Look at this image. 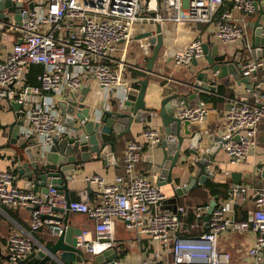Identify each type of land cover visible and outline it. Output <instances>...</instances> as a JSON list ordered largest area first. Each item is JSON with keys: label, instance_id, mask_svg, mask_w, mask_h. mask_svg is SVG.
Returning a JSON list of instances; mask_svg holds the SVG:
<instances>
[{"label": "built area", "instance_id": "1", "mask_svg": "<svg viewBox=\"0 0 264 264\" xmlns=\"http://www.w3.org/2000/svg\"><path fill=\"white\" fill-rule=\"evenodd\" d=\"M22 1L33 5L21 8L19 20L15 13H8L0 30V122L1 112L13 110L12 102H19V111L23 112L20 134L38 140L42 157L55 137L74 132L61 121L57 102L72 98L88 87L89 78H94L107 101L103 107L95 108V119L113 105L121 107L133 84L126 75V56L134 33L141 34L151 24L167 22L208 25L222 51L228 52L229 46L235 51L244 50L243 74L253 80L252 89H248L251 101H233L221 136L231 162L244 161L256 149L259 126L264 120L260 76L264 58L257 57L251 48L250 17L261 16L264 26V15L260 14L264 0ZM3 37L11 40L3 41ZM202 44L201 39H196L188 49L175 53L173 60L189 65L194 57L202 56ZM140 46L145 47L146 42ZM33 64L44 67L39 85L26 82ZM211 111L207 102L200 100L183 105L176 115L203 121ZM161 139L158 129L145 128L142 138L130 139L126 144L125 174L112 181L98 174L88 176L87 182L99 188V199L93 203L68 202L65 194L53 186L48 193L35 191L30 182L21 188L16 184L17 172L0 169V205L31 211L29 230L5 239L9 261L16 264L41 248L33 233L55 225V220L43 215H52L55 208H60L94 222L93 229H82L77 237V248L87 254L89 261L114 248L119 255L116 263L122 264L116 239V221L120 220L141 241L149 240L148 245H143L145 255L139 264H264V184L230 185L228 195L218 197L207 221L208 204L179 206L175 212L161 210L166 194L156 181L158 174L137 169L146 147ZM209 173L213 174L212 170ZM189 210L194 215L192 223L185 219ZM238 213H247V217H238ZM240 235L245 240L237 261L230 243Z\"/></svg>", "mask_w": 264, "mask_h": 264}, {"label": "water", "instance_id": "2", "mask_svg": "<svg viewBox=\"0 0 264 264\" xmlns=\"http://www.w3.org/2000/svg\"><path fill=\"white\" fill-rule=\"evenodd\" d=\"M33 3L18 0H0V30L2 21L8 13H15L19 20L20 10L23 7H32ZM264 15V9H260ZM252 29L251 48L259 58H264V26L261 16L250 22ZM3 41H10V37H3ZM144 39L146 46L152 53L145 56L147 61L144 68L147 75L143 79L133 82L128 100L121 107L113 105L105 109L101 117L96 120V110L86 105L85 99L90 87H84L72 98L59 100L57 105L61 110V121L73 128V134L64 137H55L45 156L40 155L41 145L33 136L20 134L23 124L21 104L12 102V109L16 111L15 120L8 128V141L5 146H14L15 171L27 182L33 183L37 192L48 193L50 186L64 193L68 202L86 201L94 191L91 184L83 191H72L67 185L74 178L75 173L86 162L105 159L110 164H115V155L110 151V146H115L119 140L132 131L135 123L146 122L156 115L161 118L160 132L162 139L156 144L160 156L156 162H151V168L158 174L156 179L159 186L171 184L177 196L188 194L193 188L204 185L208 179H214L209 173L210 166L216 160L217 152L223 148L222 136L208 134L207 124H211L219 113L214 109V103L207 105L212 111L203 121L181 119L176 112L183 105H191L202 99L203 94H218L217 81L232 76L238 84L244 83L252 89L253 80L243 74L242 61L245 57L244 50L238 48L230 56L229 52L222 51L220 45L215 43L211 48L208 43H203L202 56L194 57L192 64L197 67L194 79L181 82L183 88L173 89L164 96L159 106H149L145 100L150 74L154 71L155 62L159 59L160 52L165 43L163 24H151L144 32L137 36ZM146 48V49H147ZM264 72V66H263ZM212 78V79H210ZM197 81H202L198 83ZM208 82L209 84H206ZM264 86V76H263ZM135 85H140L137 88ZM227 108L232 103L226 104ZM85 120L84 123H81ZM212 141L211 145L206 141ZM209 143V142H208ZM180 164H190L193 169H199L197 175L188 176V182L181 184L180 176H174V170ZM150 168V169H151ZM192 169V171H193ZM232 182L240 184L242 173L232 172ZM178 183V184H176ZM218 195L210 201L205 220L217 205ZM167 202L163 201V203ZM68 209L55 208L54 214L43 215V218L55 220L57 223L50 228L55 237L51 245L40 243L41 248L32 252L16 264H40L45 259L56 260L59 264H117L118 253L114 248L97 254L89 261V257L77 248V237L82 229L75 227L69 220ZM2 255V254H1ZM9 261V256H4Z\"/></svg>", "mask_w": 264, "mask_h": 264}, {"label": "crops", "instance_id": "3", "mask_svg": "<svg viewBox=\"0 0 264 264\" xmlns=\"http://www.w3.org/2000/svg\"><path fill=\"white\" fill-rule=\"evenodd\" d=\"M22 1V0H18ZM258 17L255 18V20ZM254 21V20H253ZM176 25V26H175ZM252 32V30L250 31ZM163 33L165 36V43L160 52L159 59L155 62L154 71L156 73L150 74L149 83L147 86V93L145 100L149 106H159L162 98L169 94L173 89L178 87L183 88L181 82H186L194 79V73L197 71L192 62L189 65L177 64L173 60V55L180 51H185L196 40L201 39L203 43H208L210 48L218 43L213 37L212 28L204 24H195L185 22L182 24H175L172 22L163 23ZM140 33H134V38L131 41L126 56L128 68L126 75L132 78L135 83L138 79H143L147 73L146 71L138 68H144L147 61L145 56L151 55L150 48H142L140 45L144 39H137ZM5 45V44H4ZM2 47H0L1 49ZM6 46H4V50ZM230 56L236 51L233 46L226 48ZM132 70L137 71L136 77L131 75ZM260 76H264L263 70L260 71ZM212 79V78H210ZM216 87L218 89L219 84L227 85L234 97H226L223 103L214 105V109L219 112L214 121L207 124L208 134L222 135L225 131V118L227 114L226 104L233 103L234 100L246 102L251 101V97L248 92V88L244 83L238 84L232 76H227L224 79H217ZM198 83L204 84L202 81ZM209 84L208 82H205ZM139 88L140 85H135ZM88 87L90 90L87 93L85 103L91 106L93 109L101 108L106 105V98L103 90L98 86L97 81L94 78H89ZM210 95V94H209ZM250 97V98H249ZM203 100V98L201 99ZM208 103V102H207ZM61 113V110H60ZM2 121L0 122V169L14 170L16 167L15 153L18 151L14 146H5L8 141V128L6 125L12 123L16 118L14 110L6 109L1 112ZM155 128L159 131L161 128V118L155 116L152 119H148L146 122L135 123L132 126V131L122 137L117 145L110 146V151L115 155V164L108 163L105 159H97L95 161L86 162L74 175V178L68 182L67 187L72 191H83L88 182L86 178L88 176L98 174L103 176L108 181H112L117 175L125 174L124 168V153L126 144L130 139L142 138V132L145 128ZM162 133V132H161ZM211 145L213 142L208 141ZM160 156V151L156 148V145L147 146L142 161L139 163L137 169L140 172L147 173L149 171L154 172L151 168V162H156ZM151 168V169H150ZM190 164H180L178 168L174 170V176H180V183H187L188 176L197 175L199 169H193ZM214 180L218 182H229L230 185L235 184L232 182V172L242 173V183H252L253 185L264 184V120L260 123L258 133V145L255 150L251 151L249 156L242 162H231L224 148H221L216 154V160L210 166ZM17 172V171H15ZM230 173V175L227 174ZM18 178L16 184L24 188L27 186V181L17 172ZM178 184V183H176ZM93 192L87 197V202L93 203L99 199V188L97 184L92 183ZM163 192L166 194L167 202L162 203L161 210H168L175 212L179 206L190 207L192 203H208L213 198L207 197L204 186L197 187L196 194H185L177 196L173 185L167 184L161 186ZM223 198L222 196H219ZM86 202V201H85ZM210 203V202H209ZM208 203V205H209ZM18 218L15 219L9 215V213L0 205V214L5 217L4 225L6 228L11 229L14 233H23L25 230H29L31 211L28 208H23L15 211ZM239 214V213H238ZM69 220L71 224L80 229H93L94 222L85 215L78 213H70ZM234 243H230L231 250L235 253V259L238 261L240 257L239 250L243 246L244 237L235 236ZM6 238L1 236L0 232V264H12L6 258L7 256L5 240ZM116 239L119 242L120 253H126L120 261L122 264H139L143 256L145 255L143 245H148L149 240L145 239L141 241L138 238L137 233L134 230H128L125 224L117 220L116 221ZM2 254V255H1ZM56 261V260H55ZM57 262V261H56ZM79 264V263H78Z\"/></svg>", "mask_w": 264, "mask_h": 264}, {"label": "trees", "instance_id": "4", "mask_svg": "<svg viewBox=\"0 0 264 264\" xmlns=\"http://www.w3.org/2000/svg\"><path fill=\"white\" fill-rule=\"evenodd\" d=\"M252 17H250V19L251 20H255V18L257 16L255 15V16H252ZM43 69H44V67L41 64H33L31 66V68H30V71L28 72V74L26 76L27 84H29V85H39L40 81H39L38 77L43 72ZM131 75L136 77L137 71L132 70ZM217 92H218L217 95L216 94H210V95L209 94H203L202 98L206 102H212V103H214V105H219L220 103L224 102L226 97H234V93L232 92V90L225 84H219ZM202 186H204V188H205V192L207 193V197L210 196L211 198H214V196H216V195L222 196V197H226L228 195L230 183L229 182H218V181H215L214 179H208L204 185H201V186H198V187H202ZM195 188H197V187H195ZM195 188H193L189 192V194H191L192 196H194L196 194V189ZM209 202L210 201H208V203ZM208 203H195V204L196 205H207ZM195 204L192 203V205H195ZM4 209L9 213V215L11 217H13V218L18 220L15 211L23 209V208L12 209V208H8V207H4ZM238 217L246 218L247 217V213H239ZM185 219H186L187 223H192L194 221V215L191 212V210H189V212H187L185 214ZM5 221H7L5 219V217L0 214V232H1V236L7 238V237L13 235L14 232L11 229H9V228L7 229L6 228L7 226L4 225ZM33 235L35 236V238L40 243H43V244H46V245H51L54 242V239H55L50 226L42 227L38 231L34 232ZM125 254L126 253L122 252L120 254V257L122 258L123 256H125ZM234 258H235V254H234ZM40 264H59V263L56 262L55 260H52V259H45ZM158 264H162V263H158Z\"/></svg>", "mask_w": 264, "mask_h": 264}, {"label": "rangeland", "instance_id": "5", "mask_svg": "<svg viewBox=\"0 0 264 264\" xmlns=\"http://www.w3.org/2000/svg\"><path fill=\"white\" fill-rule=\"evenodd\" d=\"M253 18V17H252ZM176 26V25H175Z\"/></svg>", "mask_w": 264, "mask_h": 264}]
</instances>
